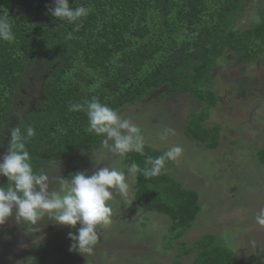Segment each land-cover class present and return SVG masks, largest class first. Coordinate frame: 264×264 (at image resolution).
Returning <instances> with one entry per match:
<instances>
[{"label":"trees","instance_id":"trees-1","mask_svg":"<svg viewBox=\"0 0 264 264\" xmlns=\"http://www.w3.org/2000/svg\"><path fill=\"white\" fill-rule=\"evenodd\" d=\"M246 1L69 0L73 8L88 9L87 16L69 23L50 15L54 0H0V17L11 19L15 37L0 41V157L7 152L10 130L15 127L22 134L27 126L35 130L26 148L37 173L50 175L51 161L102 143L103 137L86 131L85 111L68 110L71 104H86L93 97L118 111L130 108L150 90L169 85L172 93L220 104V98L205 86L215 66L229 52L252 63L264 52V9L250 27H234ZM41 69L43 83L33 94L29 82L41 79ZM27 97L29 102L23 104L28 105L22 110L18 99ZM196 118L186 125L187 137L217 147L220 126L206 127V114ZM162 154L145 144L144 155L131 152L126 161L143 170L148 167L147 157ZM136 181L137 203L169 215L175 238L182 237L200 212L198 193L183 188L167 166L149 179L137 172ZM4 184L6 177L0 178V185ZM177 245L181 255L198 249L191 264H240L215 233ZM45 256L43 252L35 256L34 264H46Z\"/></svg>","mask_w":264,"mask_h":264},{"label":"rangeland","instance_id":"rangeland-1","mask_svg":"<svg viewBox=\"0 0 264 264\" xmlns=\"http://www.w3.org/2000/svg\"><path fill=\"white\" fill-rule=\"evenodd\" d=\"M263 9L264 0H247L234 27H250ZM229 53L205 82L207 89L220 98V104L211 105L189 93H172L169 85H162L150 90L130 108L118 110L123 118L140 128L145 144L163 152L174 145L182 147L181 157L168 161L166 166L170 176L183 188L195 190L199 195L201 209L192 226L182 237L175 238L169 215L143 209L135 199V174L129 177L126 197L113 190L110 222L97 227L99 239L93 251L84 254L70 251L72 241L68 234L77 233L80 225L62 226L63 241L58 247L51 243L48 252L45 250L46 264H174L176 259L180 264H191L198 249L181 255L178 242L187 240L192 244L208 232L215 233L221 244L236 253L240 264H264V225L256 220L264 209V160L261 159L264 152L259 154L261 149L264 151V52L254 63ZM230 69L233 73L226 75ZM40 73L41 79L29 82L33 94L42 86L45 71L41 69ZM240 82L243 86L237 85ZM240 87L243 92H250L244 100ZM255 98L250 117L240 120V116L230 115V109L234 110L238 103L237 113L244 111L243 105ZM23 102H29V98L18 99L22 110L28 105ZM205 114L206 127L220 126L219 144L215 148L187 137L190 132L187 123L195 117L200 120ZM126 157L127 154L113 155L102 143L82 148L81 152L75 149L49 163L50 187H58L57 178L61 175L70 178L79 171L91 175L97 168L109 165L128 176L132 164ZM25 226L19 224V228ZM9 229L7 226L1 231L2 238L9 236Z\"/></svg>","mask_w":264,"mask_h":264},{"label":"clouds","instance_id":"clouds-1","mask_svg":"<svg viewBox=\"0 0 264 264\" xmlns=\"http://www.w3.org/2000/svg\"><path fill=\"white\" fill-rule=\"evenodd\" d=\"M48 11L53 17L69 23H77L88 14L86 7L73 8L69 0H54V7ZM14 38L11 19L7 15L0 17V41L11 42ZM68 110L85 111L88 117L86 131L103 137L102 146L113 155L124 157L131 152L144 155L145 143L140 128L97 97L86 104H71ZM170 131L166 129V132ZM35 134L32 126H27L25 134L19 127L10 130L7 152L0 157V178H7V184L0 185V226L13 214L17 224L31 225L27 229L31 233L40 230L39 225L45 218L61 226L80 225L77 233L69 232L68 236L72 241L70 251L81 254L93 251L99 239L97 227L110 222L112 208L109 202L113 199V190L126 197L130 176L142 171L146 179L156 177L168 161L178 160L183 152L181 146H171L158 157H147L148 167L143 170L133 163L128 176L110 165L97 168L91 175L85 171L76 172L70 178L61 175L57 178L58 187L53 189L49 175L35 172L31 164L26 142ZM256 220L264 225V209Z\"/></svg>","mask_w":264,"mask_h":264},{"label":"flooded vegetation","instance_id":"flooded-vegetation-1","mask_svg":"<svg viewBox=\"0 0 264 264\" xmlns=\"http://www.w3.org/2000/svg\"><path fill=\"white\" fill-rule=\"evenodd\" d=\"M229 72L233 73V70H227L225 74L228 75ZM237 85L243 86V83L240 82ZM241 89L242 87H240V90ZM244 92L245 94H243ZM244 92L241 90V100L242 97L244 100L247 93H250L249 90H246ZM254 100L256 102L255 98L250 101L251 103H245L243 105L244 111H239L237 113L236 109H238V103L234 110L230 109V115H233L234 117L240 116V120H243V118L247 119L248 117H250V108L253 107ZM47 172L49 173V171ZM49 223H51V220L45 218V220H43L39 225L40 230L35 233H31L27 231V229L31 227L29 225H26L23 228H19V224L15 222V215L13 214V217L10 218L8 222L0 226V264H33L35 256L39 255L41 252L45 254V249H48L51 243H53L55 247L61 245L63 241L61 237L63 234L60 233V228L62 227H57L53 229L51 233H49ZM7 226L10 227L9 230H11V232L9 236L2 238L1 231H5V227ZM11 226L14 227V230L11 229ZM38 238L40 239V241L37 240ZM70 261H72V259H70Z\"/></svg>","mask_w":264,"mask_h":264},{"label":"crops","instance_id":"crops-1","mask_svg":"<svg viewBox=\"0 0 264 264\" xmlns=\"http://www.w3.org/2000/svg\"><path fill=\"white\" fill-rule=\"evenodd\" d=\"M57 227L59 228V227H62V226L61 225H55V223L51 221L50 228H49V233H51L52 230L57 228Z\"/></svg>","mask_w":264,"mask_h":264}]
</instances>
